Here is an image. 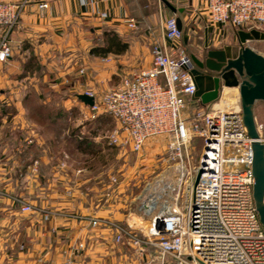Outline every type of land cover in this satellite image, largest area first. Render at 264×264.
<instances>
[{
  "label": "built area",
  "instance_id": "2783aa9c",
  "mask_svg": "<svg viewBox=\"0 0 264 264\" xmlns=\"http://www.w3.org/2000/svg\"><path fill=\"white\" fill-rule=\"evenodd\" d=\"M22 6V2L0 1V63L12 55L10 34ZM46 8L45 2L39 5L40 10ZM206 9L214 23L236 28L264 25V0H206ZM126 25L136 28L133 18H126ZM182 35L176 18H167L165 39L176 42ZM150 57L149 67L124 76L100 96L85 91L94 97L93 104L85 107L91 118L103 112L115 120L117 126L107 136L111 145L128 144L138 152L151 137L167 138L177 166L175 194L160 201L167 192V175L152 202V209L156 204L159 208L141 237L132 234L129 226L107 219L90 217L89 224L113 229L116 241L127 237L137 253L154 250L156 254L147 259L156 264H264V230L252 197V139L243 124L239 95L229 101L225 98L229 95L220 93L218 103L186 115L195 91L188 54L183 50L171 53L154 44ZM194 137L202 142L197 164L192 163L189 151ZM118 180L117 176L111 179L113 183ZM186 183L189 186L181 199V186ZM18 202L22 213L33 211L31 204ZM51 215L44 211L42 217L48 220ZM62 264L73 261L66 258Z\"/></svg>",
  "mask_w": 264,
  "mask_h": 264
},
{
  "label": "rangeland",
  "instance_id": "374dc122",
  "mask_svg": "<svg viewBox=\"0 0 264 264\" xmlns=\"http://www.w3.org/2000/svg\"><path fill=\"white\" fill-rule=\"evenodd\" d=\"M231 27L232 31L238 29ZM201 40L198 32L195 45L200 46ZM196 46L191 49L198 53ZM254 46L264 55V41L254 42ZM21 74L12 73L10 79L20 81ZM33 75V81L27 78L20 81L21 86L0 83V253L12 258L17 252L32 253L39 248L59 264L66 258L73 264H156L144 259L156 254L154 250L137 253L127 237L116 241L113 229L92 226L88 219L97 217L129 226L132 234L141 237L159 208L156 204L148 213L144 211L141 198L147 184L169 175L167 192L160 201L175 194L177 166L168 139L151 137L138 152L128 144L111 145L107 136L117 126L113 118L103 112L91 118L85 106L38 101L50 99V86H39L41 72ZM231 97L225 98L231 101ZM9 99L20 102L21 119L13 117L16 108L6 101ZM202 109L205 111L191 100L185 112L191 116ZM253 113L264 137L262 101L255 102ZM31 145L37 148L26 151ZM201 145L198 137L190 142L194 164ZM113 176L119 178L117 183L111 181ZM85 178L90 181L81 183ZM188 184L181 186L180 198ZM18 201L31 204L33 211L22 213ZM44 211L52 212L48 220L42 217Z\"/></svg>",
  "mask_w": 264,
  "mask_h": 264
},
{
  "label": "crops",
  "instance_id": "0c3cea01",
  "mask_svg": "<svg viewBox=\"0 0 264 264\" xmlns=\"http://www.w3.org/2000/svg\"><path fill=\"white\" fill-rule=\"evenodd\" d=\"M0 1L23 3L19 22L10 34L12 55L6 62L0 63V83L12 82L21 86L20 81L27 78L33 81V74L41 72L39 77L42 85L39 86H50V99L38 98V101H50V105L84 107L77 94L90 91L98 97L124 76L149 67L150 49L154 44L162 45L171 53L179 50L187 54L196 53L191 46H196L198 32L202 34L201 45L196 46L199 49L205 34L208 45L213 48L235 43L230 24L209 20L206 0H167L174 8L182 9L181 13H173L160 0ZM44 2L47 8L40 10L39 5ZM177 16L182 21V33L188 37L186 42L183 37L176 42H168L164 37L165 20ZM126 18H133L136 28H128ZM243 29L264 33V25L247 24ZM107 33L115 34L126 44L124 51L104 55L92 53V48L104 45ZM257 41L252 42L253 47ZM12 73H22L18 75L22 79L11 80ZM236 92V88H223L220 93L223 97L226 94L235 96ZM6 101L16 108L13 117L21 119L23 113L18 107L20 102L11 99ZM261 138L264 140V137ZM34 148L37 147L31 145L26 151ZM16 150L15 147L14 152ZM86 181L90 180L85 178L81 183ZM101 215L106 216L105 212ZM37 250L32 253L17 252V256L12 258L1 252L0 264H59L51 257L49 259L48 253L42 252L43 249ZM144 259L146 262L147 257Z\"/></svg>",
  "mask_w": 264,
  "mask_h": 264
},
{
  "label": "water",
  "instance_id": "95a60500",
  "mask_svg": "<svg viewBox=\"0 0 264 264\" xmlns=\"http://www.w3.org/2000/svg\"><path fill=\"white\" fill-rule=\"evenodd\" d=\"M173 13L174 8L167 0H160ZM177 27L182 31V21L176 17ZM187 41V35H182ZM264 39V33L255 29L249 31L238 27L234 31L235 43L222 48L208 45L205 34L198 53L188 52L191 60L189 73L193 78L195 91L192 99L201 106L215 102L223 88L238 90L243 124L251 142L252 197L259 221L264 230V140H262L254 118L256 101L264 103V55L252 46L255 40ZM83 104L91 106L94 97L85 93L76 96ZM239 165L238 168H242ZM200 172L197 174V178Z\"/></svg>",
  "mask_w": 264,
  "mask_h": 264
},
{
  "label": "trees",
  "instance_id": "16d2710c",
  "mask_svg": "<svg viewBox=\"0 0 264 264\" xmlns=\"http://www.w3.org/2000/svg\"><path fill=\"white\" fill-rule=\"evenodd\" d=\"M105 37L104 45L92 48V53L103 55L110 52L121 53L126 48V44L122 43L115 34L107 33Z\"/></svg>",
  "mask_w": 264,
  "mask_h": 264
},
{
  "label": "bare ground",
  "instance_id": "6f19581e",
  "mask_svg": "<svg viewBox=\"0 0 264 264\" xmlns=\"http://www.w3.org/2000/svg\"><path fill=\"white\" fill-rule=\"evenodd\" d=\"M177 171V169H176ZM162 177L159 179L154 180L149 186L146 187L143 197L141 198L142 201V207L146 212H149L150 209L153 208L152 202L155 196L159 191L162 190V188H159L160 183L162 182ZM167 185H169V181L166 182Z\"/></svg>",
  "mask_w": 264,
  "mask_h": 264
}]
</instances>
